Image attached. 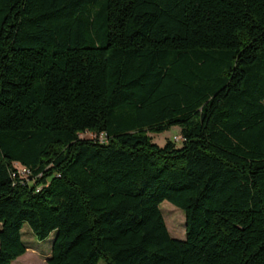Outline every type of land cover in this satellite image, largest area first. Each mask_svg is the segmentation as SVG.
Returning <instances> with one entry per match:
<instances>
[{
	"label": "trees",
	"instance_id": "1",
	"mask_svg": "<svg viewBox=\"0 0 264 264\" xmlns=\"http://www.w3.org/2000/svg\"><path fill=\"white\" fill-rule=\"evenodd\" d=\"M24 224L45 264H264V0H0V264Z\"/></svg>",
	"mask_w": 264,
	"mask_h": 264
},
{
	"label": "rangeland",
	"instance_id": "2",
	"mask_svg": "<svg viewBox=\"0 0 264 264\" xmlns=\"http://www.w3.org/2000/svg\"><path fill=\"white\" fill-rule=\"evenodd\" d=\"M152 140L162 146L167 141L173 140L176 146L181 145L180 129L177 126L171 127L161 133H150ZM82 138H93L94 135L86 132L81 135ZM160 210L165 220L166 226L172 237L183 239L185 237V215L182 210L175 207L168 201H163ZM22 240L27 247V251L12 261L11 264H45L46 253L51 252L54 232L43 240L37 239L32 233L30 227L24 224L21 229ZM98 264H104L100 261Z\"/></svg>",
	"mask_w": 264,
	"mask_h": 264
},
{
	"label": "built area",
	"instance_id": "3",
	"mask_svg": "<svg viewBox=\"0 0 264 264\" xmlns=\"http://www.w3.org/2000/svg\"><path fill=\"white\" fill-rule=\"evenodd\" d=\"M92 135H94V134H92ZM17 169H18V173H19L21 176L26 177V176L29 174V170H28L27 168H25V167H21V166H19V167H17Z\"/></svg>",
	"mask_w": 264,
	"mask_h": 264
},
{
	"label": "crops",
	"instance_id": "4",
	"mask_svg": "<svg viewBox=\"0 0 264 264\" xmlns=\"http://www.w3.org/2000/svg\"><path fill=\"white\" fill-rule=\"evenodd\" d=\"M48 256H49V253H46V254L44 255L45 259L48 258Z\"/></svg>",
	"mask_w": 264,
	"mask_h": 264
}]
</instances>
